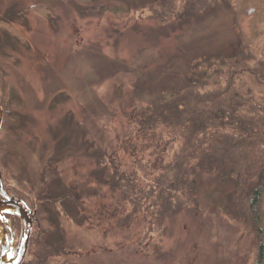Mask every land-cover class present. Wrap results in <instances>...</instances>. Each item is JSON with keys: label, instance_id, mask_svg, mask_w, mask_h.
<instances>
[{"label": "rangeland", "instance_id": "1", "mask_svg": "<svg viewBox=\"0 0 264 264\" xmlns=\"http://www.w3.org/2000/svg\"><path fill=\"white\" fill-rule=\"evenodd\" d=\"M151 1L0 0L2 187L11 199L25 194L38 204L42 173L52 163L58 180L51 195L78 189L81 197L70 193L81 198L74 217L58 216L75 264H251V230L220 209L231 181L204 178L197 215L187 209L153 221L143 207L130 217L116 188L101 184L99 151L116 155L122 175L145 193L150 179L135 163L143 144L132 111L175 94L186 78L219 68L237 38L224 9L195 24L142 22L139 14ZM85 133L102 150L89 152ZM109 174L116 184L119 175ZM7 185L17 193L8 195ZM5 216L15 245L14 218Z\"/></svg>", "mask_w": 264, "mask_h": 264}, {"label": "trees", "instance_id": "2", "mask_svg": "<svg viewBox=\"0 0 264 264\" xmlns=\"http://www.w3.org/2000/svg\"><path fill=\"white\" fill-rule=\"evenodd\" d=\"M221 9L232 16L237 32L221 66L186 78L175 94L131 113L143 144L135 163L150 179L145 193L134 180L122 175L116 155L99 151L96 165L101 184L116 188L112 192H119L118 201L130 205V217L143 207L152 221L187 209L197 215L198 189L204 178L231 181L232 192L223 197L220 209L251 230L255 238L251 264H264V0H153L139 16L143 15L140 21L152 25L195 24ZM10 116L14 120L18 117ZM89 135L85 133L89 152L102 150ZM144 151H150V170ZM52 165L42 173L41 198L37 197L40 202L34 206L25 194L19 198L32 209L34 217L22 264H75L69 258L74 247L61 237L58 216L74 217L72 212L80 206L81 193L67 187L52 196V184L58 176ZM108 167L119 175L116 184L110 180L113 176L106 177V170L111 172ZM14 191L7 185L8 195ZM55 201L63 206L64 201L73 202L74 206L55 212ZM8 217L14 218L17 247L22 224L17 217Z\"/></svg>", "mask_w": 264, "mask_h": 264}, {"label": "water", "instance_id": "3", "mask_svg": "<svg viewBox=\"0 0 264 264\" xmlns=\"http://www.w3.org/2000/svg\"><path fill=\"white\" fill-rule=\"evenodd\" d=\"M2 109L0 105V129ZM0 264H22L29 245L33 229L34 217L32 210L22 201L9 198L2 187L0 179ZM5 215L17 217L22 224V235L17 249L14 245V235L8 234L6 224L10 220Z\"/></svg>", "mask_w": 264, "mask_h": 264}]
</instances>
